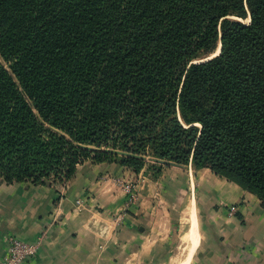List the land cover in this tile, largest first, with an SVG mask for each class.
<instances>
[{"label":"trees","instance_id":"1","mask_svg":"<svg viewBox=\"0 0 264 264\" xmlns=\"http://www.w3.org/2000/svg\"><path fill=\"white\" fill-rule=\"evenodd\" d=\"M88 160L209 168L264 205V0H0V177Z\"/></svg>","mask_w":264,"mask_h":264},{"label":"crops","instance_id":"2","mask_svg":"<svg viewBox=\"0 0 264 264\" xmlns=\"http://www.w3.org/2000/svg\"><path fill=\"white\" fill-rule=\"evenodd\" d=\"M164 165L159 178L148 179L150 191L170 208V195L193 189L188 212L194 205L198 224L195 191L203 190L198 195L204 199L199 209L205 220L203 240L199 227L195 243L196 248L202 243L196 264H264V205L255 194L209 168ZM133 173L116 162L88 160L62 182L8 184L0 177V264L11 236L40 242L38 253L26 264L159 262L154 252L167 234L155 225L157 205L148 196L149 187L143 194L144 184L140 186L139 201L131 203L119 181L120 175ZM234 205L237 212L230 214Z\"/></svg>","mask_w":264,"mask_h":264},{"label":"rangeland","instance_id":"3","mask_svg":"<svg viewBox=\"0 0 264 264\" xmlns=\"http://www.w3.org/2000/svg\"><path fill=\"white\" fill-rule=\"evenodd\" d=\"M243 21L247 23L249 22V18L243 19ZM219 47L220 45L218 46L216 51H214L211 54L210 57H215L214 55L217 53ZM147 160L151 162H157V160L153 158H148ZM148 166L149 164H147L142 170L139 171L141 173L140 176H138L135 173L136 171H134L133 168L125 166L132 169V171L135 174L134 173L132 175L124 174V176L120 175L122 178H120L119 181L122 183L123 188L126 191V194L128 195V202L135 203L139 201L140 198L139 188L140 186L142 187V185L144 184L142 188L143 194L145 191L148 190L149 187L148 196L152 197V199L155 200L154 205H157V208H155L156 213L154 214V216L156 217L154 219L156 220L155 225H157L161 230H164V234H167V236L165 237L166 242L163 244L164 246L163 245L158 246L154 252L155 255L158 257L157 259L159 260V262L155 261L152 264H179L180 262H182V260L185 257L186 246L188 245L185 235L189 227L188 207L192 202L193 189H191V191L189 189L187 192H183V191L175 192L172 195H170L169 196L170 208H168V205H166L165 203L166 201L164 202L163 199L161 201V198H159V195L156 193V191H150L151 187L150 185L149 186L147 185L148 183L152 184V182L149 181L148 179H155L153 176V172L149 170ZM119 173L120 172H118L117 174ZM188 185L190 186V181L188 182ZM200 190L201 189L199 187V191ZM199 191H195L194 201H195L198 220H199L198 230L200 227V239L203 240V238H201V228L202 225L204 226L203 220H205V218L201 216L199 203L203 202L204 199L201 197V195H198ZM155 197L158 199H156ZM230 211H231L230 214L236 213L237 207H235V205L231 206ZM200 245H202V243L199 242V244L197 245L198 247L196 248L195 246L196 251L194 248L195 253L193 252L192 259L187 264H196L195 260H197V250L199 249Z\"/></svg>","mask_w":264,"mask_h":264},{"label":"built area","instance_id":"4","mask_svg":"<svg viewBox=\"0 0 264 264\" xmlns=\"http://www.w3.org/2000/svg\"><path fill=\"white\" fill-rule=\"evenodd\" d=\"M40 242L29 243L16 236L9 238L8 253L1 264H26L38 253Z\"/></svg>","mask_w":264,"mask_h":264},{"label":"bare ground","instance_id":"5","mask_svg":"<svg viewBox=\"0 0 264 264\" xmlns=\"http://www.w3.org/2000/svg\"><path fill=\"white\" fill-rule=\"evenodd\" d=\"M188 220H189V227L187 229L185 238L188 243L186 246V254L182 262L179 264H187L188 262L191 261L192 256H193V251L195 247V243H197V239L199 236V230H198V221H197V216H196V210L194 205L190 207V210L188 212ZM188 224V223H187Z\"/></svg>","mask_w":264,"mask_h":264},{"label":"water","instance_id":"6","mask_svg":"<svg viewBox=\"0 0 264 264\" xmlns=\"http://www.w3.org/2000/svg\"><path fill=\"white\" fill-rule=\"evenodd\" d=\"M249 21H250V19H249ZM220 51H221V45H220V47H219V49H218V51H217V53L214 55V56H217L219 53H220ZM212 57H209V58H207V59H204L203 61H205V60H209V59H211ZM116 152H118V153H120V154H122V155H132V154H129V153H126V152H122V151H116ZM141 158H144L143 156H140ZM161 163H165V164H170L171 162H166V161H161V160H159Z\"/></svg>","mask_w":264,"mask_h":264}]
</instances>
